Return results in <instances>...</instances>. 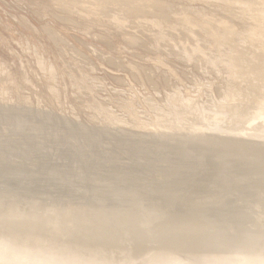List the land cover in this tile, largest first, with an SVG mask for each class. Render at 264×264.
<instances>
[{
  "label": "rangeland",
  "instance_id": "rangeland-1",
  "mask_svg": "<svg viewBox=\"0 0 264 264\" xmlns=\"http://www.w3.org/2000/svg\"><path fill=\"white\" fill-rule=\"evenodd\" d=\"M259 5L257 1L253 9ZM235 6L223 0H0V263L10 248L36 264L44 247L73 250L77 246L89 258L104 257L110 264H119L118 260L131 256L129 242L141 240L134 233L141 231L139 224L149 220L169 229L168 221L183 217L185 207L193 203L201 205L203 216L197 215V220L202 218L197 222L201 229L208 228L205 223L214 228L209 233L214 234L212 240L232 244L242 240L230 216H217L219 210L231 212L234 198L239 206L245 199L240 211L248 213L240 212L242 219L249 214L264 220V192L263 198L257 192L264 180L263 162L236 157L224 147L242 142L234 138L264 143L254 138L248 123L264 115V84L252 85L264 67L253 72L254 83H247L233 78L228 67L220 64L229 51L225 39L244 44L251 39V28L258 25L250 16L255 10L242 15ZM238 94L240 100L248 97L236 101L239 107L247 104L252 114L234 109L246 117L234 127L241 117L229 126L224 114L230 115V100L238 99ZM203 112L209 113L207 118ZM192 139L206 140L204 152L212 146L222 148L211 157L216 172L209 171L206 160L192 165L179 158L177 143ZM249 145L264 152L262 144ZM128 168L131 175L136 173L129 185L123 174ZM233 170L235 177L230 175ZM111 176L114 179L109 180ZM249 179L254 180L252 185ZM202 180L210 182L204 189ZM216 187L239 192L236 197L221 196ZM121 198L125 206L118 204ZM147 201L157 214L144 209L128 212L137 202L143 206ZM177 202H182L181 207ZM112 208L125 214L123 222L110 219ZM56 211L59 221L51 225L50 216ZM216 216L220 221H215ZM211 236L205 240L212 241ZM247 236L262 239L255 234L244 239ZM103 242L110 243L112 250L104 252L99 246ZM181 251L173 254L183 256ZM31 253L38 257L33 259ZM25 254L31 258H23ZM57 254L48 262L58 264L65 257L60 251Z\"/></svg>",
  "mask_w": 264,
  "mask_h": 264
},
{
  "label": "bare ground",
  "instance_id": "bare-ground-1",
  "mask_svg": "<svg viewBox=\"0 0 264 264\" xmlns=\"http://www.w3.org/2000/svg\"><path fill=\"white\" fill-rule=\"evenodd\" d=\"M221 1V0H220ZM257 1L259 2V7L258 9H253L255 4L257 3ZM223 0V2H227L229 3V6L231 7H236L235 5H238L239 7V11L241 12L242 15H247L248 14H251V12L253 10H255V14H251L250 16L254 18V21H257L258 22V25L256 26H253L251 28V31L249 32L250 33V36H251V39L250 41L244 43V44H237V42H232V41H229L228 38H226L225 40L228 41V46H229V51H228V55H227V58L225 60H220V64L222 65H226L229 69V72L230 74L232 75L233 78L237 79V80H242L244 79L247 83H254L255 81V75L253 74V72H255L257 70L258 67H260L259 71H261L264 67V0ZM198 12V11H197ZM253 12V13H254ZM196 13V12H195ZM253 20V19H252ZM207 21V20H206ZM257 22H254V23H257ZM219 23V22H218ZM222 23V22H221ZM245 23V22H244ZM253 23V22H252ZM187 24V23H186ZM217 24V23H216ZM226 24V23H225ZM231 24V23H229ZM241 24V23H240ZM246 24V23H245ZM248 24V23H247ZM182 25V24H181ZM245 26V25H244ZM230 27V26H229ZM241 27V26H240ZM243 30V29H241ZM246 30V29H245ZM250 30V29H249ZM242 32V31H241ZM245 32V31H244ZM247 32V31H246ZM217 33V32H216ZM231 33V32H230ZM189 34V33H188ZM192 34V33H191ZM190 34V35H191ZM243 34V33H242ZM241 34V35H242ZM163 35V34H162ZM182 35V34H181ZM231 35V34H230ZM248 35V34H247ZM212 36V35H211ZM214 36V35H213ZM246 36V35H245ZM245 36H243V38H246ZM249 36V35H248ZM192 37V36H191ZM217 37V36H216ZM232 37V36H231ZM168 38V37H167ZM236 37H234L233 39H235ZM224 39V37H223ZM247 39V38H246ZM244 39L243 42L246 40ZM231 40V39H230ZM240 40V39H239ZM188 41H190L188 39ZM216 41V40H215ZM224 41V40H223ZM218 42V41H217ZM220 42V41H219ZM241 42V41H240ZM239 42V43H240ZM242 42V43H243ZM205 43V42H204ZM181 45V44H180ZM225 45V44H224ZM173 47V46H172ZM179 47V46H177ZM221 47V46H220ZM181 48V47H180ZM225 49V48H224ZM196 50V49H195ZM188 51V50H187ZM193 51V50H192ZM223 51V50H222ZM203 52V51H202ZM195 54V53H194ZM198 54V53H197ZM193 55V54H192ZM218 55H220L218 53ZM202 56V55H201ZM193 57V56H192ZM212 57V56H211ZM214 57V56H213ZM217 57V56H216ZM226 57V56H225ZM224 57V58H225ZM219 58H222L219 57ZM218 58V59H219ZM216 63V62H215ZM212 65V64H211ZM225 66V67H226ZM259 83L261 84H264V69L262 70V72L260 73V78L259 80L252 84V85H258L259 86ZM239 95V94H238ZM243 96V95H242ZM237 98V96H235ZM239 98L238 99H232L230 100V102L232 101L231 103V113L230 115L228 116L227 114H224L227 116V122H228V125L232 126V122L234 123L236 121L237 118L241 117L240 119V122L239 123H234L236 125H233L234 127H237V126H240L239 124H242V120H244L246 117H242L240 115V113L236 112L234 109H238L240 110L243 114L245 115H251L249 114V108L247 106V104L245 106H242V107H239V104L238 102L236 101H245L247 98L243 97L241 100V96L239 95L238 96ZM228 98V96H227ZM229 101V100H228ZM248 101V100H247ZM227 109V108H226ZM225 112V111H224ZM251 112H253L251 110ZM205 113V112H203ZM210 113V111H209ZM208 113V115H209ZM227 113V112H226ZM213 114V113H212ZM220 114V113H219ZM199 115V114H198ZM206 113L204 114V118H207L208 116ZM223 115V116H224ZM202 116V115H201ZM206 116V117H205ZM212 116V115H211ZM254 116V115H253ZM198 117V116H196ZM219 118V117H218ZM225 118V116H224ZM251 117H247V120H249ZM254 118H256V121L255 122H248L252 125V129H253V135H254V138L257 139H262L264 141V139L262 138V135L261 138L257 137V136H260L261 134L264 133V115L263 116H255ZM196 119V118H195ZM213 119V118H212ZM253 119V117L251 118ZM258 119V120H257ZM203 120V118L201 119ZM221 120V119H220ZM255 120V119H253ZM204 122V121H202ZM211 122V121H210ZM223 122V121H222ZM190 123V122H189ZM196 123H199V122H196ZM249 124V125H250ZM212 125V124H211ZM245 125V124H244ZM248 125V124H247ZM242 126V125H241ZM188 128V127H187ZM246 128H249V127H246ZM210 129V128H209ZM218 129V128H217ZM157 130V129H156ZM216 130V129H215ZM219 130V129H218ZM251 131V130H250ZM244 132V131H243ZM242 133V132H241ZM246 133V132H245ZM161 134V133H160ZM212 136V135H211ZM188 137V136H187ZM253 137V136H252ZM191 138V137H190ZM193 138V137H192ZM208 138V137H207ZM218 138V137H217ZM233 138V137H232ZM244 138V137H243ZM250 138V137H249ZM235 140H239V141H242L244 144L246 143V145H242V144H239V143H242V142H237L234 143L235 144H225L224 147L226 146L227 149L230 148L231 151L236 154V157L237 155L238 156H243V155H246V157H249L250 158H254L255 159H258V161H260L261 163L263 162V165H264V152L260 151L261 149L260 148H257V149H254L255 147H253L252 145H249V144H255V146H257L256 144H262L264 146V143H261V142H250V141H244V140H241V139H236L234 138ZM181 140V139H180ZM187 140V139H186ZM220 140V139H219ZM182 141H185L182 140ZM190 141V142H189ZM187 143L185 142H181V143H177V147L179 146V151H180V156L179 158H181V160L183 161V163H194V164H202L201 163V160H206L207 161V167L210 168V172L214 173L216 171H214V168L216 169L215 165L212 163L211 161V157L213 158V155L214 154H217L219 153L221 150L219 148H215L214 146H212L213 148L211 149H207L206 152L204 151H201L203 147H206V146H203V145H206V140L204 139H192V140H189ZM230 141V140H229ZM259 141V140H258ZM164 142V141H163ZM231 142V141H230ZM228 142V143H230ZM225 143V142H224ZM248 144V145H247ZM172 146V145H171ZM220 147V146H219ZM263 148V147H261ZM223 151V150H222ZM264 151V150H263ZM228 153V152H227ZM231 153V152H230ZM162 154V153H161ZM198 155V156H196ZM219 155V154H218ZM163 156V155H162ZM73 157V156H72ZM235 157V158H236ZM245 157V158H246ZM109 158V157H108ZM178 158V159H179ZM77 159V158H76ZM73 160V159H72ZM181 161V162H182ZM222 162V160H220ZM229 161V160H227ZM69 162V161H68ZM200 162V163H198ZM232 162V161H231ZM257 162V161H256ZM236 163V161H235ZM255 163V162H254ZM258 163V162H257ZM77 164V163H76ZM192 164V165H194ZM216 164V163H215ZM237 164V163H236ZM73 165V164H72ZM179 164H177L176 166H178ZM183 165V164H182ZM186 165V164H185ZM189 165V164H188ZM227 165V164H226ZM262 165V164H261ZM63 166V165H62ZM74 166V165H73ZM76 166V165H75ZM81 166V165H80ZM79 166V167H80ZM198 166V165H197ZM202 166V165H201ZM220 166V165H219ZM235 166V165H234ZM259 166V164H258ZM179 167V166H178ZM200 167V166H199ZM206 167V166H204ZM203 167V168H204ZM230 167V165H229ZM232 167V166H231ZM255 167H257L255 165ZM260 167V166H259ZM263 167V166H262ZM74 168V167H73ZM183 168V166H182ZM198 168V167H197ZM233 168V167H232ZM231 168V169H232ZM248 168V167H247ZM254 168V167H253ZM258 168V167H257ZM75 169V168H74ZM81 169V167H80ZM84 169V168H83ZM201 169V168H199ZM205 169V168H204ZM212 169V170H211ZM234 169V168H233ZM261 169V167H260ZM69 170V169H68ZM72 170V169H71ZM70 170V171H71ZM100 170V169H99ZM127 170V168H126ZM130 170L128 168V171L124 172L123 171V174L126 175V179L125 181L127 182V185L128 182L130 181H133L134 179V176L133 174L131 175L130 173ZM195 170V169H194ZM242 170V169H241ZM248 170V169H247ZM77 171V170H76ZM85 171V169H84ZM104 171V170H103ZM204 171V170H203ZM218 171V170H217ZM245 171V170H244ZM20 172V171H19ZM200 172V171H199ZM235 170H233V173L230 174L232 177L234 175L237 174V171H236V174L234 173ZM252 172V171H251ZM76 173V172H75ZM98 173V172H97ZM134 173V172H133ZM174 173V172H173ZM196 173V171L194 172ZM219 174V171L217 172ZM72 174V173H70ZM78 174V172L76 173ZM140 174V173H139ZM200 174V173H198ZM216 174V173H215ZM241 174V173H240ZM245 174V173H244ZM214 175V174H213ZM217 175V174H216ZM225 175V174H224ZM132 176H133V179H132ZM141 176V175H140ZM172 176V174L170 175ZM215 176V175H214ZM259 176V175H258ZM220 177V176H218ZM216 177V180L217 181V178ZM228 177V176H226ZM230 177V176H229ZM235 177V176H234ZM124 178V177H123ZM138 178V177H137ZM225 178V177H224ZM97 179V178H96ZM114 179V177L111 176V178L109 180H112ZM136 179V178H135ZM223 179V178H222ZM226 179H229V178H226ZM231 179V178H230ZM239 179V178H237ZM246 179V178H245ZM258 179V178H257ZM130 180V181H129ZM138 179H136L137 181ZM212 180V179H211ZM225 180V179H224ZM232 180V183H235V181L233 182V179ZM244 180V179H243ZM250 180V179H249ZM122 181H124V179H122ZM208 181V180H206ZM205 180H202V182L204 183L203 185V189L205 187H207V185L210 183V182H206ZM210 181V179H209ZM214 181V180H213ZM219 181V180H218ZM221 181V180H220ZM245 181V180H244ZM248 181V180H247ZM252 181V180H250ZM249 181V182H250ZM254 181V180H253ZM253 181L251 183V185L253 184ZM226 182V181H225ZM241 182V181H240ZM248 182V183H249ZM258 182V180H257ZM191 183V182H190ZM189 183V184H190ZM203 183H200V184H203ZM220 183V182H219ZM222 183H223V180H222ZM230 183V182H229ZM245 183V182H244ZM244 183L241 182V185L243 184L244 186ZM259 183V182H258ZM257 183V184H258ZM262 183V186L261 184H259L258 186H261L262 188L260 190H258L257 192L259 193L258 196L262 197V194L264 192V180L261 181ZM93 184V183H92ZM103 184V183H102ZM186 184V183H185ZM187 184V185H189ZM196 185H198L196 182H195ZM215 185V182L213 183ZM227 184V183H225ZM256 184V183H254ZM111 185V183H110ZM213 185V187H215ZM228 185V184H227ZM105 186V185H104ZM210 186V185H209ZM222 186V185H221ZM242 186V187H243ZM246 186V185H245ZM96 187H99V186H96ZM101 187V186H100ZM106 187V186H105ZM103 187V189L105 188ZM187 187V186H186ZM229 187V185H228ZM235 186H232V189L234 188ZM237 188H239V186H236ZM248 187V186H247ZM188 188V187H187ZM202 188V187H201ZM224 188V186H223ZM230 188V187H229ZM236 188V189H237ZM241 188V187H240ZM244 188V187H243ZM243 188H242V191L243 192ZM253 188V187H252ZM251 188V189H252ZM258 188V187H257ZM99 189V188H98ZM111 189V188H110ZM200 189V188H199ZM210 189V188H208ZM212 189V187H211ZM216 188H214V190L217 192V194H221V196H224V195H227L229 194V196H237V192L234 193V192H229L226 191L225 189L223 190L222 188H218V190H216ZM249 189V188H248ZM256 189V187L254 188V190ZM25 189H23L22 191H24ZM100 190V189H99ZM102 190V188H101ZM100 190V191H101ZM190 190V189H189ZM234 190V189H233ZM233 190H229V191H233ZM247 191V188L244 189ZM28 191V190H27ZM120 191V190H119ZM195 193H196V190H194ZM213 191V189H212ZM206 192V191H205ZM36 193V192H35ZM120 193H122L120 191ZM186 193V192H185ZM202 193V192H201ZM204 193V192H203ZM246 194V192H243ZM241 193V195L243 194ZM251 193V192H250ZM253 193V192H252ZM23 194V193H22ZM52 194V193H51ZM187 194V193H186ZM245 194H243L244 196H246ZM255 194V192H254ZM262 194V195H261ZM27 195V194H26ZM49 195V194H48ZM190 196V194H188ZM210 195H213L212 193ZM217 195V196H218ZM242 195V196H243ZM13 196V195H12ZM118 196H121V195H118ZM177 196V195H176ZM183 196V195H182ZM184 196H186L184 194ZM195 196V195H194ZM228 196V195H227ZM243 196V197H244ZM249 196V195H248ZM252 196V195H251ZM250 196V197H251ZM10 197V196H8ZM180 197V195H179ZM178 197V198H179ZM187 197V196H186ZM208 197V196H207ZM240 197V195H239ZM253 197V196H252ZM255 197V196H254ZM258 197V202H260V200L263 198H260ZM11 198V197H10ZM9 198V199H10ZM16 198V196H15ZM35 198V197H34ZM40 198V197H39ZM177 198V197H175ZM184 198V197H183ZM182 198V199H183ZM190 198V197H189ZM214 198V196H213ZM218 198V197H217ZM228 198V197H227ZM234 198V197H233ZM232 198V199H233ZM241 198V197H240ZM7 199V198H6ZM180 199V198H179ZM186 199V198H185ZM193 199V198H192ZM190 199V201L192 200ZM202 199V198H201ZM200 199V201H201ZM231 199V200H232ZM244 199V198H242ZM249 198H247L248 200ZM13 200V199H12ZM109 200V199H108ZM119 199V203H122ZM124 200V199H123ZM175 200V199H174ZM211 200V199H210ZM228 200V199H227ZM230 200V199H229ZM234 200L237 201V198H234ZM245 200V199H244ZM244 200H241L242 204H243V201ZM256 200V198H255ZM264 200V199H263ZM115 201V200H114ZM126 201V200H124ZM176 201V200H175ZM185 201V200H184ZM195 201H196V198H195ZM199 201V200H198ZM198 201H196V203H198ZM205 201V199H204ZM222 201V200H221ZM225 201V200H224ZM236 201H233L229 204V207L230 205L232 204L233 206H231V212L229 213H222L220 210L218 211V217H225L227 215V217H229L230 219H228L226 217V219L230 220L232 222V225L233 227L238 231V234L240 235V237H242V240L238 243H235V244H232V243H228L224 240H219L216 239V240H212V236L214 235H210L209 233L213 232L214 233V228L211 226V224L208 225V223H205L208 228L204 231V229H201V226L197 224V222L199 220H201L202 218H199L197 220V215L200 216L201 214H199V211H201V205H197L198 207H195L196 204L193 203V205H190L188 207H185L186 208V213L185 212H182V213H185V215L183 217H177L175 219H173L172 221H168L167 225L171 224L172 227H170L169 229L166 227V226H163V227H159V226H156V224L153 223V225L151 224L152 221H145L144 223L139 224L137 223V225L139 224L141 231L138 230V231H135L134 233L137 234V236H139V239L141 238V240L138 242V241H134L132 239V241H130V246L129 247V250L131 252V256L129 257H126L124 260L125 262H123V258H121L123 261V263L125 264H264V220H260L258 219V217L256 219L250 217L249 218V214L247 215V218L248 219H242L241 217H243L245 214L242 213L240 210L243 209V205L240 203V206H239V203L236 204ZM38 202V201H37ZM179 202V201H178ZM177 202V203H178ZM186 202V201H185ZM239 202V201H238ZM245 202V201H244ZM248 202V201H247ZM263 202V201H262ZM125 203V202H123ZM122 203V204H123ZM146 205H143L142 204H139L138 202L136 203V206L134 208H131L129 209L128 212H137L139 211L138 209H144L146 212L149 211V210H152L153 214H157L158 212H156V208L154 209H151L147 204H148V201L145 202ZM200 203V202H199ZM198 203V204H199ZM204 203V202H203ZM210 203V202H208ZM207 203V204H208ZM212 203V202H211ZM257 203V201H256ZM115 204V203H114ZM179 204V203H178ZM182 204V202L180 203ZM178 205V207H181V205ZM184 204V203H183ZM187 204V203H186ZM185 204V205H186ZM191 204V203H190ZM202 204V203H201ZM216 204V203H214ZM174 205V204H173ZM209 205V204H208ZM213 205V204H212ZM226 205V204H225ZM121 206V205H120ZM122 206H125L124 204ZM174 206H177V205H174ZM173 206V207H174ZM207 206V205H206ZM205 204H204V208L206 207ZM172 207V208H173ZM177 207V208H178ZM215 206H213L214 208ZM256 207V206H255ZM115 208V207H114ZM117 208H120V207H117ZM175 208V207H174ZM176 208V210H177ZM211 209H213L212 207H210ZM216 208V207H215ZM113 209V208H112ZM121 209V208H120ZM124 209V207L122 208ZM121 209V210H122ZM164 209V208H163ZM207 209H208V206H207ZM252 209V208H251ZM114 210V209H113ZM118 209L112 211L114 212V214H112L110 216V219L114 220V219H117L118 222H123V221H120L122 220L123 217H125V214L124 216H122L120 214L121 211H117ZM175 210V209H174ZM179 211L180 208L178 209ZM196 210V211H194ZM217 210V209H216ZM223 210V209H222ZM239 211V213L236 211ZM254 210V209H253ZM194 211V212H193ZM127 212V214H129ZM236 215H235V213ZM242 213L243 216H241L240 214ZM164 213V212H163ZM181 213V214H182ZM201 213V212H200ZM217 213V212H216ZM248 213V212H247ZM246 213V214H247ZM117 214V215H116ZM126 214V215H127ZM131 214V213H130ZM230 214V215H229ZM231 214H234L235 217H232ZM245 214V215H246ZM58 211L54 212V214H52L50 216L52 222H51V225H55L58 223L59 219H58ZM216 215V214H214ZM251 215V214H250ZM128 216V215H127ZM126 218H129L127 217ZM138 216V215H137ZM171 216V215H170ZM177 216V215H176ZM181 216V215H180ZM203 215H201L202 217ZM214 217L215 221L218 222L220 221V218L218 217ZM191 217V218H190ZM150 219V218H149ZM222 219V218H221ZM242 219V220H241ZM125 220V219H124ZM130 220H132L130 218ZM152 220V219H151ZM129 221L128 219L125 220V222ZM117 222V223H118ZM156 222V221H154ZM161 222V221H160ZM167 222V221H166ZM136 223V222H135ZM151 225H150V224ZM157 223H158V220H157ZM133 225V224H131ZM150 225V226H149ZM119 226H121L119 224ZM149 226V228H148ZM8 227V226H7ZM100 227V226H98ZM132 228H134V230H136L135 228H137V226H130ZM101 228V227H100ZM120 228V227H119ZM138 228V229H139ZM144 228V230H143ZM164 228V229H162ZM174 228V229H173ZM244 228H249L248 231H245ZM198 229V230H197ZM16 230V229H15ZM115 232V231H114ZM113 232V233H114ZM8 233V232H7ZM17 233V232H16ZM133 234V233H132ZM152 234H157L156 236H151ZM247 234H255L256 236L257 235H260L261 236V240L258 241V240H255L253 239L252 237L250 236H247L246 239H244V237L247 235ZM4 235V234H2ZM13 236V233L11 232V234ZM204 235V236H202ZM209 237L211 236V240L210 242H208V239L205 240V236H208ZM217 235V234H216ZM222 233H219V236L222 237ZM135 235H130L129 237L131 238H134ZM9 237V236H8ZM36 238V237H35ZM152 238V239H151ZM194 238L196 240H194ZM214 238V237H213ZM7 239V238H6ZM5 239V240H6ZM113 239V238H111ZM24 240V239H23ZM80 239H77L75 241H78ZM34 241V242H33ZM160 242L159 244H162L163 246H166L167 247V250H161L162 248H159L154 246L156 243L155 242ZM30 243H35V240L31 239V242ZM50 243V242H49ZM71 243V242H70ZM134 244V245H131ZM146 243H148V245L150 246L149 249H146L145 246H148ZM155 243V244H154ZM15 244V243H14ZM29 244V243H28ZM151 244V245H150ZM198 245V247H195V245ZM2 245V244H1ZM100 247H104V252L105 251H111L112 249H110L112 247V245H110V243L108 242H103L99 245ZM129 246V245H127ZM126 246V247H127ZM162 246V247H163ZM38 247V246H37ZM41 247V246H40ZM76 248H72L68 250V248H65L64 246H60V250L57 246L53 247V248H50L49 250H45L46 248L44 247V249L42 250L43 253L41 252H38V256L41 257L37 260L36 259V254L35 256L31 253L30 255H33V259H36V264H51L52 262H48V261H51V259H53L54 257H56V255H58L57 253L60 251L62 252L65 257H63V260H59L58 264H110L111 261L108 260L107 258H104V257H100V258H96V259H92V258H89L87 255H85L84 251L82 250V248H79L77 246H74ZM10 248V247H9ZM99 248V247H97ZM14 248H10V250L8 251V253L2 258L3 259V262H1L0 264H32V261L31 260V256L29 254L31 259H29L27 257V255L25 256H22L23 258L27 257L29 260H23L20 255L18 254L17 252V249H14ZM163 249H166V248H163ZM40 250V249H39ZM46 252H45V251ZM59 250V251H58ZM123 250V249H122ZM184 251V254L183 256H178V252L173 254L174 252L176 251ZM97 251V250H96ZM181 251V252H182ZM45 252V253H44ZM210 252V253H208ZM214 256L213 259H208V258H212L210 255L208 256V254ZM214 253V254H213ZM40 254V255H39ZM100 254V253H99ZM130 254V253H129ZM173 254V255H172ZM23 255V254H21ZM176 255H177V258H176ZM37 256V257H38ZM99 256V255H98ZM175 258H174V257ZM198 257V258H197ZM111 258V257H110ZM238 258H241L242 260L238 259ZM54 260V259H53ZM52 260V261H53ZM114 260V258H113ZM127 260V261H126ZM212 262H211V261ZM28 261V262H27ZM119 264H123L122 262L120 263V261L118 260ZM33 263L35 264V261H33ZM116 263V262H115Z\"/></svg>",
  "mask_w": 264,
  "mask_h": 264
}]
</instances>
